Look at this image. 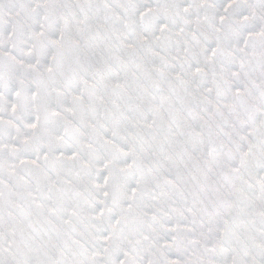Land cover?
<instances>
[{
  "label": "snow or ice",
  "instance_id": "1",
  "mask_svg": "<svg viewBox=\"0 0 264 264\" xmlns=\"http://www.w3.org/2000/svg\"><path fill=\"white\" fill-rule=\"evenodd\" d=\"M0 264H264V0H0Z\"/></svg>",
  "mask_w": 264,
  "mask_h": 264
}]
</instances>
